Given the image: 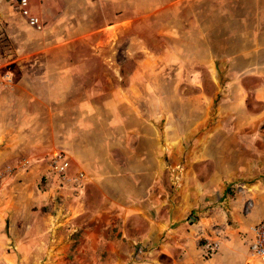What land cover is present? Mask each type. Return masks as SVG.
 I'll return each mask as SVG.
<instances>
[{
	"label": "crops",
	"instance_id": "0c3cea01",
	"mask_svg": "<svg viewBox=\"0 0 264 264\" xmlns=\"http://www.w3.org/2000/svg\"><path fill=\"white\" fill-rule=\"evenodd\" d=\"M17 1L0 0V60L12 77L0 89V174L33 183L0 193V264H249L250 227L264 220V11L254 28L223 34L221 22L210 46L207 25L183 17L185 34L200 33L199 56L171 45L178 75L167 91L153 76L143 104V76L129 83L112 72L127 61L106 56L127 37L126 12L113 15L111 0H28L45 22L37 30ZM151 53L152 68L169 66ZM59 152L65 178L49 169ZM216 229L220 248L205 259Z\"/></svg>",
	"mask_w": 264,
	"mask_h": 264
},
{
	"label": "rangeland",
	"instance_id": "374dc122",
	"mask_svg": "<svg viewBox=\"0 0 264 264\" xmlns=\"http://www.w3.org/2000/svg\"><path fill=\"white\" fill-rule=\"evenodd\" d=\"M28 1V0H27ZM89 1V0H88ZM92 1V0H91ZM153 1H160L159 10L157 11V6H153L151 3ZM163 1L168 0H127V2L124 4L121 2V0H111L110 8L113 15H119L120 12H126L128 15V20L125 23L127 25V37L120 36L118 39L113 40V44L116 45V48L114 45L112 46L113 49H116L115 52H109L104 55L107 56V58H111V60H117V61H127V64H122V66L117 67L112 70L113 74L118 75L119 70H121L122 76L127 77V81L134 82L135 78L137 76H143L144 78V96H143V104H146L148 102V96L146 97V93L148 92V87L150 86V81L153 76L159 75V77L162 79L161 82H163V78L167 80V84L161 87V91L163 89L167 91L171 88L170 84L171 80L175 76L178 75V69L172 66L173 60H176V57L173 55L169 49L172 46H176L177 49H183L187 50L184 52V54L192 56V57H198L199 55L198 46L200 44L199 41H201V37L199 36L200 33H192V34H185L183 32V17H186V24L190 26L191 28H194V25L196 27V31H199V26L202 28H205V24L207 25L208 29V45H212L215 42L216 36H214L213 32L214 29H216L221 22L225 23L223 27L225 30L222 29V33H226V28L229 30V28L233 27L236 31L238 28L240 31H242L246 27L254 28L252 24L255 23L256 19L254 17H251L254 13H260V11H264V4H255V3H249L246 2V0H240V3H234L230 4L227 1L230 0H209V3H193L192 4L187 2H182L180 0L179 4L175 5H167L163 4ZM107 2V1H106ZM227 2V3H223ZM90 3V1H89ZM108 4V3H107ZM205 4V5H204ZM81 10L86 11L87 10V4L81 5ZM108 6V5H107ZM32 12V11H31ZM156 12V13H155ZM155 13V14H153ZM208 13V14H207ZM216 14V15H215ZM250 14V15H249ZM35 15V14H34ZM206 15V20H203ZM38 16V15H36ZM215 16V17H213ZM201 18V20H200ZM217 18V20H215ZM239 19V20H237ZM43 22V25L45 26V22ZM174 25L176 29L181 30L182 32L179 35H172L170 31H168L167 24ZM246 23V25H245ZM190 24V25H189ZM43 26V28H44ZM187 26V25H186ZM238 27V28H237ZM42 28V29H43ZM38 30V29H37ZM128 38V39H127ZM6 40L5 36L2 35L0 32V58L6 59L7 56L1 55V53H4V49L1 45ZM204 42V41H203ZM181 46V48H180ZM127 47V52H125V48ZM142 48H146L150 52L149 55H151L152 50H154L157 54L160 55L161 59H164L163 61H167L169 59L170 64H165L162 68H152L150 62L146 60H152L151 56L148 55L147 51H142ZM197 49L198 52H194V50ZM203 55L204 51L202 48V51L199 53ZM75 54V53H74ZM87 56V53H85ZM210 55V52H209ZM100 57L97 56V59ZM144 59L145 65L148 67L144 68H137L136 61ZM5 62V61H4ZM97 70L99 72L103 73L104 68L98 67ZM189 71H193V69H188ZM215 70V69H214ZM224 74H226V69L223 70ZM183 72V70H182ZM208 72H211V69H208ZM118 73V74H117ZM197 74V73H196ZM186 91H192V89H187ZM211 91L210 85H209V92ZM163 93V92H162ZM220 95L216 98L217 102L219 101ZM215 101V100H214ZM214 106L216 105V101L214 102ZM23 155V154H22ZM21 155V157H22ZM20 156V155H17ZM41 155H34V157L29 158L32 162L35 160L38 161L37 158H40ZM36 158V159H35ZM1 159V158H0ZM41 159V158H40ZM39 159V160H40ZM10 162L14 160V157L9 159ZM1 163H3V160ZM4 165V164H2ZM25 165V162L21 163V166ZM18 173L14 175L8 174L5 175L2 179L1 177L3 174H0V193L2 190L14 192L15 191H25L29 189L32 186L33 180L32 179H26L22 177H16ZM41 182V180H40ZM17 183H22V186H19L21 188H18ZM16 185V188H13V186ZM24 185V186H23ZM23 187V188H22ZM3 191V192H4ZM249 258L248 261L249 264H263L256 260L249 251ZM201 256L205 259L211 257H205L202 252Z\"/></svg>",
	"mask_w": 264,
	"mask_h": 264
},
{
	"label": "built area",
	"instance_id": "2783aa9c",
	"mask_svg": "<svg viewBox=\"0 0 264 264\" xmlns=\"http://www.w3.org/2000/svg\"><path fill=\"white\" fill-rule=\"evenodd\" d=\"M19 11L21 15L26 18L27 24L35 29L41 30L43 28L42 20L32 14L28 7L27 0H18ZM4 61L0 60V89L10 86L12 80L9 72L3 71ZM70 162L68 157L63 153H56L49 160V169L52 173L56 174L60 178H65L69 169ZM83 174L79 173L78 178H81ZM239 187V185L237 186ZM225 199L221 201L220 208L225 209ZM251 202H247V208L251 207ZM193 218V217H191ZM220 230L216 229L212 237H208L202 243V254L205 257H209L216 253L221 244ZM137 252H143L145 247L141 243L135 244ZM250 254L259 262L264 264V220L256 222L250 227V238L248 243Z\"/></svg>",
	"mask_w": 264,
	"mask_h": 264
}]
</instances>
